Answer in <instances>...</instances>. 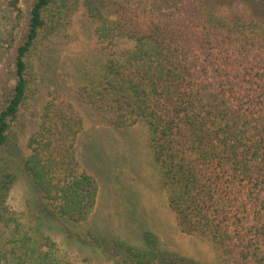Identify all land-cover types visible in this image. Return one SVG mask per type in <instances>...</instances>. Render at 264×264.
Instances as JSON below:
<instances>
[{
    "label": "trees",
    "instance_id": "obj_1",
    "mask_svg": "<svg viewBox=\"0 0 264 264\" xmlns=\"http://www.w3.org/2000/svg\"><path fill=\"white\" fill-rule=\"evenodd\" d=\"M66 1L0 0V224L18 264H78L20 221L8 203L10 162L1 161L31 92L30 56L40 38L57 31ZM88 16L109 62L86 101L111 125L148 123L155 162L174 190L168 206L182 232L209 241L222 264H264V52L261 59L254 52L264 48V26L214 17L199 0H139L116 15L89 0ZM121 39L136 46L119 61L113 54ZM196 52L210 59L198 61ZM207 69L234 73L209 81ZM82 124L79 110L52 94L27 139L21 169L40 218L79 223L93 211L98 186L74 149ZM75 236L99 242L92 234ZM144 239L145 249L108 246L120 264H210L160 249L152 233ZM0 264H8L5 254Z\"/></svg>",
    "mask_w": 264,
    "mask_h": 264
},
{
    "label": "rangeland",
    "instance_id": "obj_2",
    "mask_svg": "<svg viewBox=\"0 0 264 264\" xmlns=\"http://www.w3.org/2000/svg\"><path fill=\"white\" fill-rule=\"evenodd\" d=\"M89 0H67L61 24L54 35L42 37L30 56L33 67L31 92L13 122L15 134L1 152V161L10 162L13 181L8 203L20 221L48 236L69 259L78 264H120L108 246L115 241L138 249L146 248L144 234L156 236L160 249L173 251L198 261L222 264L224 259L207 240L182 232L168 200L174 193L157 165L150 146L151 130L146 121L117 127L99 116L87 95L98 91L109 57L100 49L94 35L96 23L88 16ZM102 13L116 15L120 7L132 9L139 0H95ZM208 12L223 20L264 26V4L260 0H199ZM188 10L185 5L182 7ZM181 8V9H182ZM16 38H14L15 42ZM136 46L134 40H118L114 58ZM256 56L264 48H255ZM197 60L209 58L196 52ZM210 59V58H209ZM208 80L233 75V70L207 69ZM78 90H84L78 91ZM2 94L0 90V95ZM55 94L70 102L82 115V129L74 149L81 169L98 186L93 211L82 222L65 218L38 217L29 186L21 169L28 154L27 139L37 129L45 102ZM1 102V99H0ZM75 234H92L97 244L82 243ZM7 231L0 224V254L8 264H18L6 244ZM111 254V255H110Z\"/></svg>",
    "mask_w": 264,
    "mask_h": 264
}]
</instances>
